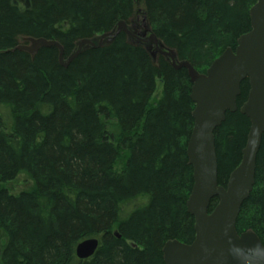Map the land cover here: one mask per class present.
<instances>
[{"label":"trees","instance_id":"16d2710c","mask_svg":"<svg viewBox=\"0 0 264 264\" xmlns=\"http://www.w3.org/2000/svg\"><path fill=\"white\" fill-rule=\"evenodd\" d=\"M257 0H0V264H166L163 248L195 240L187 211L194 179L187 144L195 122L186 69L122 32L69 66L56 47L35 55L28 40L58 42L67 62L85 39L129 26L142 10L150 33L205 73L252 29ZM162 84L161 96L154 102ZM238 111L215 132L219 181L240 165L250 132ZM26 172L33 188L2 187ZM218 199L212 202L215 208ZM237 230L264 245V136L256 185ZM96 238L89 259L77 246Z\"/></svg>","mask_w":264,"mask_h":264},{"label":"water","instance_id":"95a60500","mask_svg":"<svg viewBox=\"0 0 264 264\" xmlns=\"http://www.w3.org/2000/svg\"><path fill=\"white\" fill-rule=\"evenodd\" d=\"M251 31L241 36L235 50L228 48L205 73L189 62H179L173 50L166 49L157 36H139L121 21L114 31L98 39H85L64 62L63 47L56 41L28 40L17 50L35 55L39 49L56 47L60 62L67 67L85 49L100 48L124 32L128 39L146 47L151 55L165 57L175 69H186L192 83L195 122L187 144V156L193 169L194 185L187 211L195 219V240L185 244L169 241L163 248L166 264H264V245L253 231L239 234L237 222L243 205L256 185L258 157L264 136V0L250 10ZM248 81L247 100L240 107L251 123L240 165L231 173L226 187L219 181L215 132L226 121L227 113L238 111L242 84ZM218 199L215 208L212 202ZM99 240L88 239L77 246L79 259L91 258Z\"/></svg>","mask_w":264,"mask_h":264},{"label":"rangeland","instance_id":"374dc122","mask_svg":"<svg viewBox=\"0 0 264 264\" xmlns=\"http://www.w3.org/2000/svg\"><path fill=\"white\" fill-rule=\"evenodd\" d=\"M130 30H132L134 33H136L139 36H148L150 34V30L148 28L147 20L145 16L143 15L142 10H138L135 17L129 24ZM98 39V38H95ZM149 50H152V47ZM153 57L156 58L157 54L153 53ZM162 93V84L161 82H158V89L155 94L153 102L158 99L161 96ZM4 109L0 108V113L3 114ZM34 184L28 173L23 172L21 173L15 180L5 183L2 185V187L6 188L10 193L12 194H19L20 192L24 190H29L33 188ZM4 238L2 237L0 233V248L4 244Z\"/></svg>","mask_w":264,"mask_h":264}]
</instances>
